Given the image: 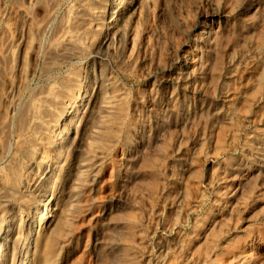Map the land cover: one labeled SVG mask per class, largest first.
Masks as SVG:
<instances>
[{
	"label": "rangeland",
	"instance_id": "374dc122",
	"mask_svg": "<svg viewBox=\"0 0 264 264\" xmlns=\"http://www.w3.org/2000/svg\"><path fill=\"white\" fill-rule=\"evenodd\" d=\"M51 1L0 0V169L46 88L89 67V52L47 58L78 9V0ZM146 1L127 26L131 46L101 57L102 74L117 78L123 98L107 131L88 132L77 148L83 163L104 154L95 182L75 176L64 201L55 171L49 187L59 222L48 233L41 213L30 221L51 241L45 264H264V0ZM202 28L212 34L199 53ZM20 42L17 64L12 45ZM183 62L194 71L178 83ZM74 101L64 112L79 108Z\"/></svg>",
	"mask_w": 264,
	"mask_h": 264
},
{
	"label": "bare ground",
	"instance_id": "6f19581e",
	"mask_svg": "<svg viewBox=\"0 0 264 264\" xmlns=\"http://www.w3.org/2000/svg\"><path fill=\"white\" fill-rule=\"evenodd\" d=\"M51 2H56V0ZM77 3L78 9H76L73 15L70 16L66 20V22L62 24V35L60 34L62 39L60 43L57 44V46L54 47L52 50H50L51 52H49L47 58H80L89 52L91 55L89 59V67H86V69L83 70L82 74H78V76L71 71L70 73H68L66 78L61 81L59 80L60 82L55 81L54 78L52 84H50L46 88V92L43 91L46 94L40 100L37 107L31 108L33 110L31 111L29 119L27 118V120L26 117H24L22 114L20 115L23 116L24 119H26V122L22 121L23 125L20 124L22 126V129L21 131H19L20 134L18 144L13 145L16 146V149L13 151L11 148H6L7 150L5 152L3 151L7 160L6 162H4V165H2L0 169V264H35V261L37 264H45L47 262V259L50 256L52 249L51 241L48 237L44 236L45 234L40 235L38 233V230L40 232V229L36 231V227L32 226V224H30V221L36 218L37 213L38 215L41 213L40 218L37 221H39V223L44 222L43 224L46 225V228L44 230H46V232L48 233L54 231L53 229H55L56 224L59 222V217L56 215V212L58 211L60 201H58L57 198H53V187H49L55 171H59L61 175V177L59 176V184L57 183V190L61 194H63L62 196L64 199H62L64 201L66 199L68 200V198L72 196L71 187L74 186L73 178L75 176L79 177V182H81V179L83 178L85 181H87V184L92 185L95 182L96 173L98 171V167L102 163L101 160L104 158V154L102 155V153H95L93 151V154L90 156L92 152L91 151L90 154H86L90 157L87 156L88 158L85 159L83 163L80 158L78 160L75 156V154L78 153L77 148L81 146V144L84 142L83 139L85 136L88 135V132L94 134H100L102 132L105 133L107 131V125H109L110 122H112L116 118V116L114 115L115 111L117 110L116 112H118V109L122 108L121 99L123 97L120 98L118 96L120 94L115 95V83L117 82V78L115 76H108V78H106V75L102 74L101 64L103 61L101 57H110L111 54L113 55L116 51L120 50L121 48L124 51L126 50V47L129 48V44L131 46V43H129L128 40L129 36H131L132 33L131 31H129L130 33L128 32L127 26L137 15H139L140 11H142L140 10V7H142V0H78ZM216 14L217 13L212 12L209 15L213 17ZM21 19H23V17ZM210 24H213V22H211ZM136 26H138V24H136ZM207 29L208 28H202L196 35L197 37L195 38V43L198 44L199 53L201 51V46L207 41L208 38H210V35L212 34V31ZM150 36L152 38V35ZM130 41L133 44L135 40L130 39ZM24 45V42L12 45L15 51V59L17 64H20L22 62L24 56ZM133 47H135L134 44ZM113 58L115 60L116 56H114ZM118 58H122V56ZM110 63L112 62L110 61ZM191 68L188 67V64H186V62L181 63L179 65L178 71L173 74L175 78L174 81H177L178 83H187L193 75L194 68ZM121 87L124 86L121 85ZM38 95L40 96L41 94ZM73 100H76L74 101L76 102V104L79 103V108L76 109L77 106L74 105V110L70 107L72 111L68 110L64 112V109L70 106ZM123 107L125 108V106ZM5 108H8V106ZM82 108L83 112L78 121L82 123V126L81 129L78 130V125L75 124L77 120L76 117L77 112L80 111ZM124 120L126 119L124 118ZM90 122H92V128H95L96 131H92L88 128V125L91 124ZM96 123L99 124L97 125ZM96 139L94 138L95 141ZM100 141L101 143L103 142L102 140H99V142ZM93 144H89V146L93 147ZM5 145L6 144H4V147ZM98 147H96V149ZM74 149L76 150L74 151ZM83 156L84 155H82V157ZM3 159L5 161V158ZM62 159L64 160L63 162ZM72 192H74L73 189ZM55 193H57L56 190ZM5 198H12V200H6ZM32 199L34 201V203L32 202V209L34 210L30 212L29 206L30 201H32ZM64 201H61V204H64ZM23 214L26 215L25 217H27L29 221L27 223L29 228L27 230L25 226L26 222L23 219L25 218L23 217ZM51 235L53 234L51 233ZM212 247L213 246H211V248ZM31 249H33L32 253ZM35 252L36 256H34ZM159 258L160 257H158V259Z\"/></svg>",
	"mask_w": 264,
	"mask_h": 264
}]
</instances>
